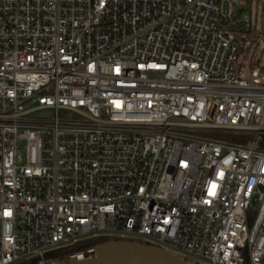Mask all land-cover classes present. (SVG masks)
Here are the masks:
<instances>
[{
  "label": "built area",
  "instance_id": "obj_1",
  "mask_svg": "<svg viewBox=\"0 0 264 264\" xmlns=\"http://www.w3.org/2000/svg\"><path fill=\"white\" fill-rule=\"evenodd\" d=\"M250 2L0 0V264H57L93 238L264 264ZM224 131L251 138L206 135Z\"/></svg>",
  "mask_w": 264,
  "mask_h": 264
},
{
  "label": "water",
  "instance_id": "obj_2",
  "mask_svg": "<svg viewBox=\"0 0 264 264\" xmlns=\"http://www.w3.org/2000/svg\"><path fill=\"white\" fill-rule=\"evenodd\" d=\"M249 75V70L247 69ZM57 264H191L184 258L152 244L130 240H105L91 251L73 254Z\"/></svg>",
  "mask_w": 264,
  "mask_h": 264
},
{
  "label": "rangeland",
  "instance_id": "obj_3",
  "mask_svg": "<svg viewBox=\"0 0 264 264\" xmlns=\"http://www.w3.org/2000/svg\"><path fill=\"white\" fill-rule=\"evenodd\" d=\"M249 7L252 9V14L256 15V18L262 17V16L264 17V0H251V2L248 3V7H245L243 11L237 12V16L239 18H242L243 16L250 14ZM227 11H228V4L225 5V12ZM261 23H263L264 25V20L263 22L260 21L259 25ZM244 38L245 40H242ZM239 41L243 44L244 47L247 46L249 48L248 52L241 53L240 58H239V64L244 63V67L251 65L252 70L254 71V75L256 76V80L259 83L264 84V41L262 42V44L256 47H253V48H250L249 37L239 36ZM243 74L244 73H242V75ZM188 132L197 134V135L203 134L201 131H198V130H192ZM206 135L224 139L230 142H243V143H247L249 139L251 138V136L245 137L243 135H239V134H235L231 132H225V131L218 132L215 134L210 133Z\"/></svg>",
  "mask_w": 264,
  "mask_h": 264
},
{
  "label": "trees",
  "instance_id": "obj_4",
  "mask_svg": "<svg viewBox=\"0 0 264 264\" xmlns=\"http://www.w3.org/2000/svg\"><path fill=\"white\" fill-rule=\"evenodd\" d=\"M104 241H105V238L89 239V240H86V241L76 245V246L64 249L63 251L59 252L58 255L59 256H65V255L73 254L75 252H78V251L90 248L92 246H95V245L102 243Z\"/></svg>",
  "mask_w": 264,
  "mask_h": 264
}]
</instances>
